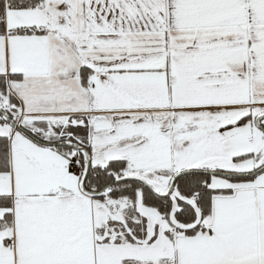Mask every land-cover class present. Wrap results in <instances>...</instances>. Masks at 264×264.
<instances>
[{
	"label": "snow or ice",
	"instance_id": "6c2138e0",
	"mask_svg": "<svg viewBox=\"0 0 264 264\" xmlns=\"http://www.w3.org/2000/svg\"><path fill=\"white\" fill-rule=\"evenodd\" d=\"M0 264H264V0H0Z\"/></svg>",
	"mask_w": 264,
	"mask_h": 264
}]
</instances>
